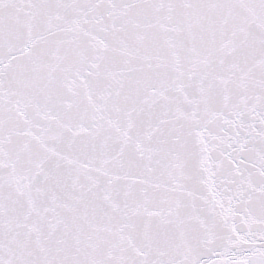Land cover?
<instances>
[{"label": "snow or ice", "instance_id": "1", "mask_svg": "<svg viewBox=\"0 0 264 264\" xmlns=\"http://www.w3.org/2000/svg\"><path fill=\"white\" fill-rule=\"evenodd\" d=\"M0 264H264V0H0Z\"/></svg>", "mask_w": 264, "mask_h": 264}]
</instances>
